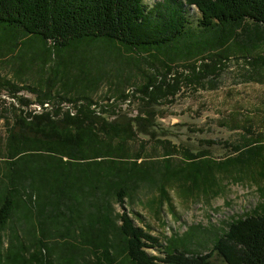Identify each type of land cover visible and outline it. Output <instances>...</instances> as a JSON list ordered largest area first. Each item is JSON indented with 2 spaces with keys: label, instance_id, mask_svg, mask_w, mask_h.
Segmentation results:
<instances>
[{
  "label": "trees",
  "instance_id": "trees-1",
  "mask_svg": "<svg viewBox=\"0 0 264 264\" xmlns=\"http://www.w3.org/2000/svg\"><path fill=\"white\" fill-rule=\"evenodd\" d=\"M191 8L200 15L198 31ZM262 43L264 0H163L153 6L145 0H0V61L12 63L19 81L0 74V90L16 103L13 120L6 118L5 153L0 150V245L16 215L32 235L37 220L41 236L11 238L8 249H0V264H264V207L227 222L206 254L189 247L201 226L163 246L126 210L145 185L157 186L170 200L169 186L178 184L187 198L214 190L219 174L230 170L263 181L262 135L245 138L223 161L163 141L168 147L159 165L130 148L138 133L156 138V132L121 116L111 120L118 103L131 96L172 103L183 85L203 86L209 76L214 83L239 54L250 67L248 80L264 84ZM108 61L138 67L144 83L137 94L128 96L119 77L104 103L91 98L94 88L114 78ZM34 67L51 73L41 84L46 90L30 87L40 113L28 111L21 96ZM52 235L67 244L47 250ZM158 247L165 258L147 251Z\"/></svg>",
  "mask_w": 264,
  "mask_h": 264
},
{
  "label": "rangeland",
  "instance_id": "rangeland-1",
  "mask_svg": "<svg viewBox=\"0 0 264 264\" xmlns=\"http://www.w3.org/2000/svg\"><path fill=\"white\" fill-rule=\"evenodd\" d=\"M161 1L163 0H145V3L153 6ZM199 17L197 9L191 8L189 18L193 24L192 28L197 31L200 28ZM248 23L251 28H255L251 21ZM259 52L264 54V43L259 46ZM240 56L243 54H239V59L234 58L227 62V67L213 79L214 83L209 82V79L214 78L209 76V79L203 81V86L190 83L183 85L181 92L172 103L150 104L137 96H131L122 104L118 103L116 109L118 114L111 120L120 119L119 116L122 119H131L142 129L157 134V137L153 138L151 135L138 133L131 142L132 154L142 155L144 161L156 160V163L162 165L165 147L168 145L161 142L168 141L181 151L190 149L198 153L206 150L210 158L223 161L235 154L234 146L243 143L245 138L255 139L260 135L264 138V84L248 80L250 67L245 58ZM52 65L53 63L50 67ZM143 68L148 67L143 65ZM33 70L27 75L28 79L24 84L29 90L25 89L21 93L26 103L30 105L27 107L28 111L42 105L38 94L30 91V87L46 90L41 84L51 74L50 70L44 74L37 72L38 67H34ZM107 70L114 78L106 79L101 86L94 88L90 93L95 102L104 103L106 98L113 96L116 88L112 87L111 83L119 84L121 82L118 80L119 77L122 79L123 90L128 96L137 94V87L144 83L135 64L126 65L123 62L118 64V67H114L109 63ZM13 71L11 62L6 64L0 61L1 76L19 82ZM47 103L54 106L53 102ZM13 104L16 103L8 97V93L0 90V150L4 153L7 139L6 118L13 120L15 115ZM63 106L66 109H73L76 113L74 105L65 103ZM140 119L143 121L138 122ZM127 160L129 163L132 162L131 159ZM180 162L181 158L175 160V163ZM4 170L5 163L0 160V175ZM218 177V185L214 190L196 193L187 198L178 184L169 186L167 190L170 200L163 197L157 186L145 185L132 200L127 201L126 210L137 226L158 238L163 246L173 236L183 237L193 226H201L202 229L195 235V240L189 247L206 254L213 247L214 239L222 232L227 222L244 216L259 206L264 207V191H262L264 180L243 178L234 170L228 173L221 172ZM159 201H162V204H159ZM114 208L118 213L123 212L120 205L115 204ZM18 218L19 215H16L3 234L0 245L2 251L8 249L11 238L27 240L31 237H41L37 220L34 226H37L36 231H38L32 235L31 229L26 227L23 219L17 223ZM67 242V238L52 235L47 239V250L53 252V247L65 246ZM147 251L150 256L165 258L162 248Z\"/></svg>",
  "mask_w": 264,
  "mask_h": 264
},
{
  "label": "built area",
  "instance_id": "built-area-1",
  "mask_svg": "<svg viewBox=\"0 0 264 264\" xmlns=\"http://www.w3.org/2000/svg\"><path fill=\"white\" fill-rule=\"evenodd\" d=\"M45 107H48V105H45ZM68 109H70V108H68ZM34 110H35V113H40L42 111V108H41V106H36V107H34ZM71 111H72V114H73V110L72 109H71Z\"/></svg>",
  "mask_w": 264,
  "mask_h": 264
}]
</instances>
